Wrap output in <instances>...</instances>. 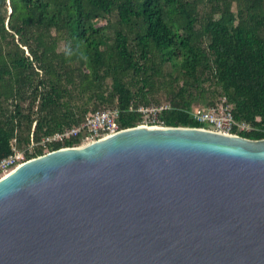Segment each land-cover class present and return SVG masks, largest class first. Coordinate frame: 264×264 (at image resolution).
Listing matches in <instances>:
<instances>
[{"label": "trees", "instance_id": "obj_1", "mask_svg": "<svg viewBox=\"0 0 264 264\" xmlns=\"http://www.w3.org/2000/svg\"><path fill=\"white\" fill-rule=\"evenodd\" d=\"M220 104L264 139V0H0V160L78 146L41 140L95 112L201 127Z\"/></svg>", "mask_w": 264, "mask_h": 264}, {"label": "water", "instance_id": "obj_2", "mask_svg": "<svg viewBox=\"0 0 264 264\" xmlns=\"http://www.w3.org/2000/svg\"><path fill=\"white\" fill-rule=\"evenodd\" d=\"M0 264H264V139L138 125L26 160Z\"/></svg>", "mask_w": 264, "mask_h": 264}, {"label": "built area", "instance_id": "obj_3", "mask_svg": "<svg viewBox=\"0 0 264 264\" xmlns=\"http://www.w3.org/2000/svg\"><path fill=\"white\" fill-rule=\"evenodd\" d=\"M166 108L167 106L164 105L139 107L137 110L141 114L139 125L165 127L159 115ZM118 114L117 110H105L89 114L79 126L67 128L52 136L44 137L41 143L63 142L67 139L80 137L81 144L78 145L80 146L101 139L121 130L117 123ZM189 114L195 122L203 125L198 128L209 129L226 135L235 136L237 132H246L251 129L248 124L237 122L227 105L220 104L209 109H195ZM19 154V151L14 149L12 154L0 160V178L20 164L18 161Z\"/></svg>", "mask_w": 264, "mask_h": 264}, {"label": "rangeland", "instance_id": "obj_4", "mask_svg": "<svg viewBox=\"0 0 264 264\" xmlns=\"http://www.w3.org/2000/svg\"><path fill=\"white\" fill-rule=\"evenodd\" d=\"M200 107V106H199Z\"/></svg>", "mask_w": 264, "mask_h": 264}]
</instances>
